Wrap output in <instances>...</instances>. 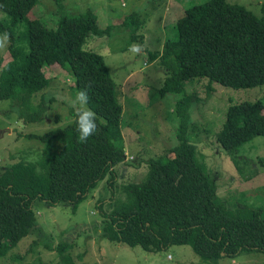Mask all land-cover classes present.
<instances>
[{
	"label": "trees",
	"instance_id": "obj_1",
	"mask_svg": "<svg viewBox=\"0 0 264 264\" xmlns=\"http://www.w3.org/2000/svg\"><path fill=\"white\" fill-rule=\"evenodd\" d=\"M39 3L0 0L4 16L0 35L6 38L7 34L9 65L25 80L20 84L13 76L8 88L0 86V101H13L24 123L43 122L45 103L51 100L38 105L32 100L50 85L44 69L58 65L74 79L75 95L91 85L87 106L96 113L98 131L87 143L78 142L73 113L71 125L27 137L45 148L39 161L20 160L0 176V258L36 227L35 202L72 204L77 211L99 182L109 174L115 180V167L125 162L122 88L105 58L84 50L90 36L110 35L112 28L101 30L89 11L63 18L50 31L39 20H29ZM176 30L183 48L159 57L165 75L160 96L180 94L185 82L194 79H207L209 89L214 83L233 89L264 85V18L226 0H208L186 9ZM189 112V98L176 102L177 146L149 161L143 181L125 187V203L101 212V236L149 252L188 245L197 256L213 261L235 258L244 250L264 252V209L230 212L220 202L213 178L186 140ZM260 137H264V102H241L228 109L217 143L234 153ZM71 247L68 243L57 246L66 264L72 263Z\"/></svg>",
	"mask_w": 264,
	"mask_h": 264
},
{
	"label": "rangeland",
	"instance_id": "obj_2",
	"mask_svg": "<svg viewBox=\"0 0 264 264\" xmlns=\"http://www.w3.org/2000/svg\"><path fill=\"white\" fill-rule=\"evenodd\" d=\"M206 1L40 0L29 13V20H39L50 31L56 30L63 18L79 17L89 11L101 30L112 28L110 35L90 36L84 50L105 58L114 81L122 88L121 130L128 160L115 167V180H110L109 174L99 182L77 211L72 204L51 206L35 202L32 210L36 227L0 258V264H66L57 250L62 243L72 245L68 252L70 264H264V252L259 250H244L235 258L213 261L197 256L188 245L149 252L101 236V212L125 203V187L143 181L149 161L177 146L179 121L174 110L176 102L183 97L190 99L191 122L186 140L213 178L220 202L230 212L264 209V137L254 139L234 153L225 152L217 143L230 106L264 102V85L233 89L214 83L209 89L207 79H194L185 82L180 94L168 93L162 97L159 93L165 77L159 57H168L183 48L176 30L177 21L186 9ZM226 1L264 18V0ZM3 17L0 12V19ZM0 42H5V47L0 48V86L8 88L13 76L24 84L23 76L9 65L12 59L7 52L8 40L0 35ZM133 44L142 45V52H131ZM57 66L44 69L50 85L32 100L35 105L51 100L45 103L47 119L43 122L24 123L13 101H0V176L20 160L36 162L42 158L44 145L29 140L28 136H44L73 123L75 111L70 101L76 97L72 90L74 79Z\"/></svg>",
	"mask_w": 264,
	"mask_h": 264
},
{
	"label": "clouds",
	"instance_id": "obj_3",
	"mask_svg": "<svg viewBox=\"0 0 264 264\" xmlns=\"http://www.w3.org/2000/svg\"><path fill=\"white\" fill-rule=\"evenodd\" d=\"M5 37L7 38V34ZM4 47L5 42H0V48ZM142 47V45L133 44L129 50L133 53H141ZM90 87V84L86 85L85 89L77 92L75 100L70 101V107L74 109L76 115L77 140L80 143H87L88 139L98 131L96 113L87 107L89 101L88 88Z\"/></svg>",
	"mask_w": 264,
	"mask_h": 264
},
{
	"label": "built area",
	"instance_id": "obj_4",
	"mask_svg": "<svg viewBox=\"0 0 264 264\" xmlns=\"http://www.w3.org/2000/svg\"><path fill=\"white\" fill-rule=\"evenodd\" d=\"M125 160H128L126 155H125Z\"/></svg>",
	"mask_w": 264,
	"mask_h": 264
}]
</instances>
